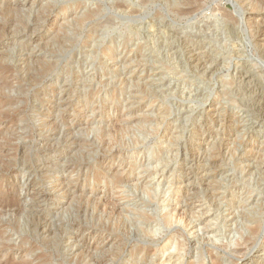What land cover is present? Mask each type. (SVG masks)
<instances>
[{
    "label": "rangeland",
    "instance_id": "374dc122",
    "mask_svg": "<svg viewBox=\"0 0 264 264\" xmlns=\"http://www.w3.org/2000/svg\"><path fill=\"white\" fill-rule=\"evenodd\" d=\"M188 1L0 0V264H264V0Z\"/></svg>",
    "mask_w": 264,
    "mask_h": 264
},
{
    "label": "bare ground",
    "instance_id": "6f19581e",
    "mask_svg": "<svg viewBox=\"0 0 264 264\" xmlns=\"http://www.w3.org/2000/svg\"><path fill=\"white\" fill-rule=\"evenodd\" d=\"M181 1V0H180ZM188 1V0H187ZM194 1V0H193ZM193 1H191V2H193ZM184 2V1H183ZM185 2H186V0H185ZM195 2V1H194ZM194 2L193 3H191V4H194ZM197 2V1H196ZM187 3V2H186ZM188 3H189V1H188ZM188 3H187V5H188ZM185 5V4H184ZM183 5V6H184ZM20 6V5H19ZM186 6V5H185ZM120 7V6H119ZM181 8V7H180ZM14 9V8H13ZM184 9V8H183ZM185 9H186V7H185ZM12 10V9H11ZM184 12V11H183ZM12 13V12H11ZM41 13V12H40ZM181 13H182V11H181ZM180 13V14H181ZM184 14V13H183ZM186 14V13H185ZM42 18V17H41ZM262 22V21H261ZM38 23V22H37ZM264 23V22H263ZM5 28H3V30H4ZM5 32V31H4ZM17 32V31H16ZM32 35V34H31ZM45 49V48H44ZM8 50V49H7ZM14 53V52H13ZM5 54V53H4ZM3 58V57H2ZM4 59V58H3ZM30 61V60H29ZM46 62V61H45ZM7 63V62H6ZM20 63V62H19ZM26 63V62H25ZM34 63V62H33ZM51 63V62H50ZM49 62H48V65L50 64ZM9 64H11V63H9ZM39 64H42V63H39ZM44 64V63H43ZM25 65V64H24ZM35 65V64H34ZM47 64L46 65H41V66H39V67H42L43 66V68H40V70H39V72H43V71H46V70H48V69H50V67L48 66ZM30 66V65H29ZM26 67V66H25ZM24 67V68H25ZM28 68V67H27ZM38 68V67H37ZM37 68H35V69H37ZM36 71V70H35ZM49 77V76H48ZM29 82V81H28ZM33 84V83H32ZM2 87V86H1ZM6 89H8V88H6ZM1 91V90H0ZM261 92V91H260ZM256 95V94H255ZM264 106V105H263ZM115 125V124H114ZM117 129V128H116ZM116 131V130H115ZM73 136V135H72ZM105 137H106V135H105ZM71 138V137H70ZM264 138V137H263ZM264 140V139H263ZM79 150V149H78ZM8 151V150H7ZM78 152V151H77ZM82 154V153H81ZM192 157V156H191ZM7 158V157H6ZM72 158V157H71ZM8 159V158H7ZM87 160V159H86ZM4 161V160H3ZM87 162V161H86ZM258 164V163H257ZM3 165V164H2ZM5 165V164H4ZM218 165V164H217ZM9 166V165H8ZM11 167V166H10ZM220 167V166H219ZM217 168V167H216ZM215 182V181H214ZM65 184V183H64ZM233 184V183H232ZM60 188V187H59ZM211 196V195H210ZM75 197V196H74ZM34 198V197H33ZM190 198V197H189ZM75 199V198H74ZM22 202V201H21ZM69 202V201H68ZM192 202V201H191ZM20 203V202H19ZM21 204V203H20ZM19 204V205H20ZM18 205V206H19ZM88 207V206H87ZM6 208H8V207H6ZM20 208V207H19ZM177 208V207H176ZM3 209H4V207H3ZM5 211V210H4ZM18 211V210H17ZM8 212V211H7ZM3 213V212H2ZM6 213V212H5ZM191 214V213H190ZM184 215V214H183ZM182 215V216H183ZM29 216V215H28ZM174 216V215H173ZM190 216V215H189ZM2 218V217H1ZM74 220V219H73ZM46 221V220H45ZM214 223V222H213ZM42 226V225H41ZM247 226V225H246ZM47 227V226H46ZM61 228V227H60ZM112 228V227H111ZM200 228V227H199ZM201 229V228H200ZM247 229V228H246ZM250 229V228H249ZM191 231V230H190ZM248 231H251V230H248ZM253 232H256V231H254L253 229H252V233ZM252 233H251V235H252ZM243 235V234H242ZM255 235V234H254ZM253 235V236H254ZM260 235V234H259ZM207 239V238H206ZM248 239V238H247ZM246 239V240H247ZM79 240V239H78ZM251 241V240H250ZM213 242V241H212ZM248 242V240L246 241V243ZM202 243V242H201ZM198 244V243H197ZM213 244V243H212ZM244 245V244H243ZM242 245V246H243ZM257 247V246H256ZM90 252V251H89ZM100 255H101V253H100ZM90 261V260H89ZM21 264H28V263H24V262H22Z\"/></svg>",
    "mask_w": 264,
    "mask_h": 264
}]
</instances>
